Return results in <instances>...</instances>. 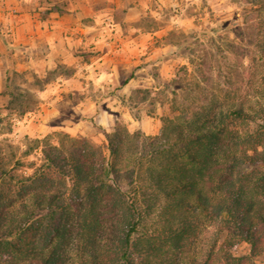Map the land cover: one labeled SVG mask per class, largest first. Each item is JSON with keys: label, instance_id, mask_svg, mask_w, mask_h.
Masks as SVG:
<instances>
[{"label": "trees", "instance_id": "16d2710c", "mask_svg": "<svg viewBox=\"0 0 264 264\" xmlns=\"http://www.w3.org/2000/svg\"><path fill=\"white\" fill-rule=\"evenodd\" d=\"M255 60L263 84L247 103L177 105L187 86L174 79L157 134L116 122L106 154L84 140L43 141L28 166L0 154V264H254L264 254V44Z\"/></svg>", "mask_w": 264, "mask_h": 264}, {"label": "rangeland", "instance_id": "374dc122", "mask_svg": "<svg viewBox=\"0 0 264 264\" xmlns=\"http://www.w3.org/2000/svg\"><path fill=\"white\" fill-rule=\"evenodd\" d=\"M171 1L175 5H167L162 15L165 19L178 15L183 24L173 26L165 37H155L151 43L157 46L162 40L171 59L164 66L143 63L140 73L148 79L140 87L118 95L115 103L120 106L104 114L102 122L96 119L98 109L83 114L80 120L67 110L60 117L42 120L41 78L10 68L5 74L0 72V154L10 156L12 152L28 166L41 162L43 141L62 143L70 149L83 145V140L89 148L106 154L104 132H110L116 122L124 123L130 132L157 134L161 115L172 108V95L165 82L174 79L187 86L176 96L177 105L253 100L263 84L262 69L255 57L258 45L264 44V9H257L254 0ZM148 18V28H157L154 17ZM194 81L199 83L198 88L191 84ZM152 109L154 115H147ZM65 116L71 120H64ZM35 139L41 143L36 145L32 141ZM31 145L33 148H29ZM26 150L28 153H24ZM25 169L28 173L32 170ZM240 250L245 252L247 247ZM254 264H264V254Z\"/></svg>", "mask_w": 264, "mask_h": 264}, {"label": "crops", "instance_id": "0c3cea01", "mask_svg": "<svg viewBox=\"0 0 264 264\" xmlns=\"http://www.w3.org/2000/svg\"><path fill=\"white\" fill-rule=\"evenodd\" d=\"M167 5L175 3L0 0V72L10 68L41 78L42 120L66 110L80 120L98 109L96 119L102 122L120 106L118 95L148 79L140 73L143 63L164 66L171 59L162 40L151 44L183 24L178 15L165 19ZM151 16L157 28H148Z\"/></svg>", "mask_w": 264, "mask_h": 264}]
</instances>
